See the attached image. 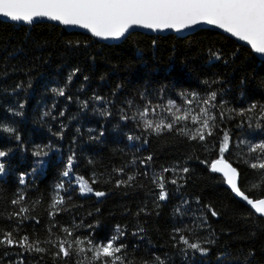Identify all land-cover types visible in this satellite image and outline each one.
<instances>
[{"label": "trees", "instance_id": "obj_1", "mask_svg": "<svg viewBox=\"0 0 264 264\" xmlns=\"http://www.w3.org/2000/svg\"><path fill=\"white\" fill-rule=\"evenodd\" d=\"M69 40L80 41L81 45L69 47L66 44ZM153 40L157 41L156 46L152 45ZM85 41L90 46H86ZM209 41L225 53L224 60L211 66L207 54ZM17 51L19 54H16ZM74 67L81 71L68 82L67 94L61 97L53 93V87L64 86ZM212 73H218L224 81L217 86L230 89L224 99L233 101V107L244 106L237 103L242 98L241 93L245 100L249 97L264 99V61L257 59L249 48L213 30L203 29L196 31L194 36L183 37L132 32L127 40L118 44H104L83 32L67 31L51 23L19 25L0 20V122L16 128L22 137L21 141H16L14 136L0 129V148L13 149L6 173H0V189L4 190L0 194V229L13 230V222L9 221L5 213L13 210L8 201L17 187H20L25 190L27 200L42 198V204L33 210V215L39 216L40 222L37 224L34 220H25L20 232H14V236L19 238L28 234L34 238V233H39L44 237L51 219L47 215V205L53 186L64 169L70 151H75L77 160L74 171L83 175L90 183L93 180L92 172L95 171L97 176L93 187L96 191L105 192V196L96 197L95 192L79 193V186L73 185L75 191L68 195L72 196L70 203L76 207L65 214H57L55 219L60 224H70L72 217L77 222L83 218L85 225L100 220L96 229L99 235L111 234L117 224H126V235L131 245L139 244V251L136 253L138 257L151 259L152 252L160 255L169 253V264H229L253 248L255 257L250 264H264V219H257L258 215L234 197L222 176L211 173L201 163L207 154L198 145L163 136L160 139L153 138L149 146L137 151L140 143L128 141L126 135L134 129V123L120 120V101L143 88L146 82L151 87L169 84L174 86V90L194 89L205 79H215ZM29 75L32 78L30 85ZM85 76L89 77L87 82L84 80ZM21 82L25 88L16 89L13 94L12 89ZM117 84H121L122 89L119 96L113 97L110 93ZM93 93L114 101L107 105L110 109L109 116L102 115L99 111L106 107L102 102H93L87 108L81 107L79 101L91 98ZM68 96L73 99L69 101ZM20 101H24L22 109L18 107ZM53 103L56 107L52 109V116L56 119L53 120L51 116L45 120L38 119L40 113L46 110L45 106L51 108ZM9 107H16V113L9 112ZM94 108L97 110L93 111ZM61 112L64 113L63 116H60ZM62 123L66 127L61 138L54 133L61 130ZM237 123L238 118H233L223 123L219 131L221 138L223 129L231 131L233 146L226 156L230 162L236 158L237 138L252 139L247 135V122L243 129L237 128ZM74 136L77 138L75 142ZM50 141L52 147L46 150V156L33 155L36 145H47ZM133 143L136 148L129 146ZM216 143L218 147L219 140ZM149 152L154 153L151 166L157 172L162 166L167 167L175 160L183 161L185 156H192L187 166L193 171L189 174L186 186L181 182L178 191L177 186L169 182V198L167 201H160L158 208L154 201L159 189L149 183L147 178H140L135 187L115 185V180L126 179L127 173H143V166H133L131 161L133 155L144 157ZM197 156L200 160L196 159ZM89 157L95 161V167L87 163ZM37 160L42 163L37 165ZM124 165H127L126 174L123 177L116 174L109 182L113 168ZM32 169L36 170L35 174ZM21 171L28 173L25 177L27 187L19 184L18 176ZM171 175V172L166 174L167 177ZM256 175L255 170L246 168L244 185L247 186L249 180ZM260 192L261 189H252L250 194L253 198H258ZM197 195L202 197L204 204L211 202L222 212L221 217L209 215V223L219 235V243L208 254L197 253L193 257L190 253L185 259L172 247L169 232L174 226L193 224L192 217L182 218L180 213L173 215V211L182 199H186L189 205L182 206V209L199 215L194 199ZM145 201L151 214L141 213L137 218V208ZM95 209H100L99 215L95 214ZM87 212H93V215L88 217L85 215ZM137 224L147 229L143 243H140V237L132 236ZM221 229L230 230V234L227 231L221 234ZM53 230L59 231L58 228ZM253 232L256 233L255 236L251 235ZM80 234L87 235V228L80 229ZM202 235L206 236L207 233L202 232ZM149 238L152 241L150 248L147 247ZM5 252L8 253L7 257L4 256ZM220 252L228 255L221 258L218 256ZM18 255L24 257L25 264H53L50 256L25 252L15 245L0 247V264H9L10 261L15 264ZM60 264L71 262L61 261Z\"/></svg>", "mask_w": 264, "mask_h": 264}, {"label": "snow or ice", "instance_id": "obj_2", "mask_svg": "<svg viewBox=\"0 0 264 264\" xmlns=\"http://www.w3.org/2000/svg\"><path fill=\"white\" fill-rule=\"evenodd\" d=\"M0 14L13 21H23L27 24L36 23L37 21L34 20L36 17H47L63 25H80L94 37L122 41L128 39L134 25H142L155 31L170 29L186 36H194L196 32L193 29L202 31L201 25L206 24L216 26L240 41L247 42L255 53L264 57V0H0ZM66 44L69 47H79L81 42L69 40ZM84 44L90 46L88 41ZM152 45L156 46L157 41L153 40ZM16 54L19 52L17 51ZM207 54L209 66L225 59L222 49L215 47L211 41L208 43ZM80 71L78 67L72 68L64 86L53 87L51 91L58 96H65L66 88L69 87L68 82H71L74 75ZM212 76L215 79H205L194 89L174 90V86L169 84L151 87L146 82L143 88L120 101L122 105L118 109L120 120L134 123V129L126 133L127 140L140 143L137 151H142L149 146L153 138L160 139L162 136L198 145L207 154L201 163L211 173L222 174L223 182L230 188L234 197L246 202V206H250L255 214H259L257 219H264V99L257 100L249 97L245 100L244 94L241 93L242 98L237 103L244 106L233 107V101L224 99L230 89L217 86L224 82L222 77L218 73H212ZM31 79L29 75V85ZM88 79V76L84 77L85 82ZM24 88L23 82L17 83L12 92L15 94L16 89ZM121 89L122 85L117 84L110 95L119 96ZM72 99V96H68L69 101ZM93 102L104 103L106 107L99 111L102 115H110L107 105L113 104V100L93 93L91 98L79 101L83 108H87ZM18 107L22 109L24 101H20ZM55 107V103L51 108L46 105V110L40 113L38 119L45 120L50 116L53 120L56 119L52 116V109ZM7 110L16 113V107H9ZM96 110L93 109V111ZM63 115L64 113L61 112L60 116ZM233 118H238L239 123L236 127L239 129H243L247 122L249 129L247 135L252 139L237 138L236 158L230 162L226 156L233 146L231 131L228 128L223 129L222 138L219 136V131L223 123ZM65 127L66 125L62 123L61 130L54 135L62 138ZM0 129L14 136L16 141H21L20 133L10 124L0 122ZM49 130L51 131V128ZM76 139L74 136L73 142ZM217 140H219L218 147ZM129 146L136 148L135 143ZM51 147V141L47 145H36L33 155L46 156V150ZM12 151L10 147L0 148V173H6L7 162ZM153 158L152 152L144 157L133 155L132 165L143 166V173L139 171L127 173V178L116 179L115 185L135 187L140 178H147L149 183L159 189L154 201L158 208L160 201H167L169 198V182L176 185L178 191L181 182L186 186L189 174L193 171L187 166L192 156L189 154L183 161L175 160L167 167L162 166L159 172L151 166ZM196 159L200 160V157L197 156ZM76 160L77 153L70 151L64 163V169L53 186L51 199L47 205V215L51 219L43 238L39 233H34V238L28 234L19 238L14 236V232H20L25 220L31 219L37 224L40 222V217L33 215V210L42 204V198L27 200L25 190L17 187L8 201L13 210L5 213L9 221L13 222V230L0 229V247L15 245L25 252L48 255L52 258L53 264H60L61 261H70L71 264H169L171 259L169 253L160 255L152 252L151 259L138 257L136 253L139 251V244L131 245L126 235V224H117L111 234L99 235L96 229L101 223L100 220H94L88 225H85L83 218L77 222L72 217L70 224H60L56 221L58 213L65 214L76 207L75 204L70 203L72 196L68 195L69 192L75 191L73 185L79 186V193L95 192L96 197L105 196V192L96 191L93 187L97 176L95 171L92 172L91 183L83 175L74 171ZM35 163L40 165L42 162L37 160ZM87 163L95 167V161L91 157L88 158ZM126 167L127 165L113 168L109 175V182L116 174L123 177L126 174ZM246 168L255 170L257 173L256 177L249 180L247 186L244 185ZM35 171L32 169L33 174ZM169 172L172 175L167 177L166 174ZM27 174L23 171L19 172L20 185H25ZM252 189H261L258 198H253L250 194ZM3 191L0 189V194ZM194 199L198 205L199 215L182 209V206L189 205L186 199H182L173 211V215L180 213L182 218L192 217L193 224H185L183 227L174 226L169 232V238L173 241L172 247L185 259L190 253L193 257L197 253L208 254L210 249L219 243V235L209 223V215L221 217L222 212L218 211L211 202L204 204L200 195L195 196ZM94 212L99 215L100 209H95ZM141 213L151 214L147 201L137 208L136 217L139 218ZM85 215L91 217L93 212H87ZM54 228H58L59 231H54ZM83 228H87V235L80 234V229ZM225 231L230 234V230L226 229H221V234ZM202 232H206L207 235H202ZM146 234L147 229L140 224H137L132 232V236L140 237V243H143ZM251 235L255 236L256 233L253 232ZM147 247H152L150 238ZM7 255L8 253L5 252L4 256L7 257ZM227 255L226 252L218 253L221 258ZM254 257L255 249L253 248L241 258L230 261L229 264H250ZM9 264L12 262L10 261ZM15 264H25L24 257L18 255Z\"/></svg>", "mask_w": 264, "mask_h": 264}, {"label": "water", "instance_id": "obj_3", "mask_svg": "<svg viewBox=\"0 0 264 264\" xmlns=\"http://www.w3.org/2000/svg\"><path fill=\"white\" fill-rule=\"evenodd\" d=\"M0 20L1 21H5V22H11V23L19 24V25H34V24L42 23V22L51 23V24H55L57 26H60V27H62L63 29H65L67 31H79V32H83V33L87 34L88 36L92 37L94 40H96V41H98L100 43H104V44H118V43L122 42V40H112V39H107L106 40V39H102V38H99V37H94L87 29L83 28L80 25H63L60 22H58V21H52V20H50L47 17H36V18H34V20L37 21L34 24H27L26 22H23V21H13V20H11V18L6 17L3 14H0ZM201 28L202 29H209V30H213V31L219 32V33H221V34H223V35H225V36H227V37L235 40L239 45H242V46H245V47L249 48L251 50V52L253 53V55L257 59H259L261 61H264V57H262L261 54H259V53H255V50L251 49L250 45H248L247 42L240 41L238 38L233 37L230 33H226L224 30L218 29L216 26H212V25H206V24L205 25H201ZM193 31L196 32L198 30L193 29ZM132 32H141V33L147 34V35H162V36H164V35H168V34H174V35H176L178 37L186 36L183 33H177L175 30L166 29V30L155 31V30H152V29H148V28H146V27H144L142 25H134V26H132L131 33ZM219 175L222 176V174H219ZM237 199L240 201L239 198H237ZM240 202H242V201H240ZM242 203L244 205H246V202H242ZM247 207L250 208V206H247ZM252 211L254 212V210H252ZM256 215L259 216V214H256Z\"/></svg>", "mask_w": 264, "mask_h": 264}]
</instances>
